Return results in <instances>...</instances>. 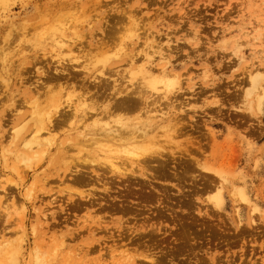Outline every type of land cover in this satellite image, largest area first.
Returning <instances> with one entry per match:
<instances>
[{"label":"rangeland","instance_id":"rangeland-1","mask_svg":"<svg viewBox=\"0 0 264 264\" xmlns=\"http://www.w3.org/2000/svg\"><path fill=\"white\" fill-rule=\"evenodd\" d=\"M58 38L74 43L65 61L79 60L66 64L68 79L34 59ZM0 44V264H264V0H0ZM56 93L73 107L40 132L52 145H26L32 102L46 107ZM79 101L95 110L71 115ZM118 117L123 139L94 138ZM143 147L151 157L132 164L128 151ZM105 157L133 171L106 172ZM134 195L155 213L138 218L147 211Z\"/></svg>","mask_w":264,"mask_h":264},{"label":"bare ground","instance_id":"bare-ground-1","mask_svg":"<svg viewBox=\"0 0 264 264\" xmlns=\"http://www.w3.org/2000/svg\"><path fill=\"white\" fill-rule=\"evenodd\" d=\"M46 17V16H45ZM44 17V18H45ZM74 21V20H73ZM71 22V21H70ZM73 24V23H72ZM71 24V25H72ZM76 23H74V25H75ZM73 25V26H74ZM17 27V26H16ZM116 27V26H115ZM124 27V26H123ZM24 29V28H23ZM116 29V28H115ZM112 30V29H111ZM10 32V31H9ZM24 32V31H23ZM8 33V32H7ZM21 33V32H20ZM24 33H26V32H24ZM8 35H10L9 33H8ZM8 35L6 34V36L8 37ZM6 36H4L5 37V39H4V37H3V39L2 40H4V41H6ZM18 36V35H17ZM108 36V35H107ZM118 36V35H117ZM2 37V36H1ZM103 38V37H102ZM12 39V38H11ZM106 39V38H105ZM3 41V42H4ZM30 39H29V41H27V43H30ZM34 41V39H32V43H34L33 42ZM54 41V43H52L53 45H51V49L49 50V51H47V50H45V49H41V53L42 54H40L41 56H40V59H37V57L35 56L34 57V59L35 60H42V59H48V58H50V61H46V65L48 66V68H50V62H52V63H54V62H56V66L58 65V66H61V68L60 69H58V67L56 68H54V70H53V72H54V74L56 75V76H59V75H61L62 77H64L65 79H68V78H71L72 77V74H71V72L70 71H68V67H66V64H70V63H75V62H77V61H79L78 60V58L76 57V56H74V57H76V58H74V59H70V58H68L69 60H67V61H65V59H64V57L63 56H61L63 53H62V50L64 49V48H68L69 46V49H67V51L68 50H70V51H72L70 48L73 46V42L74 41H72V43L73 44H71L70 43V45H69V43H66L65 41H64V39L63 38H58L57 40H53ZM104 41V40H103ZM2 42V41H1ZM2 42V43H3ZM7 42V41H6ZM78 42V41H77ZM101 41H99V43H100ZM111 42V41H110ZM1 43V44H2ZM17 43V42H16ZM36 43V42H35ZM0 44V45H1ZM4 44V43H3ZM31 44V43H30ZM38 44V43H37ZM37 44L34 46V47H36L37 46ZM105 44V43H104ZM20 45V44H19ZM72 45V46H71ZM87 45V44H86ZM91 45V44H90ZM75 46H77L76 44H75ZM95 46V45H94ZM104 45H102L101 47H103ZM15 47V46H14ZM2 48H4V47H2ZM12 48V47H11ZM104 48V47H103ZM109 48V47H108ZM1 49V48H0ZM21 49H23V48H21ZM82 49V48H81ZM2 50V49H1ZM4 50V49H3ZM89 50V49H88ZM88 50H85V51H87L86 53H89L88 52ZM90 51V50H89ZM10 52V51H9ZM1 53V55L3 54L2 52H0ZM71 53V52H70ZM80 53L81 52H79L78 54L80 55ZM86 53H85V56H86ZM36 54V53H35ZM77 54V55H78ZM90 54V53H89ZM122 54V53H121ZM127 53L125 52L124 53V56H127L126 55ZM31 55H33V54H31ZM78 55V56H79ZM82 55H83V53H82ZM6 56V55H5ZM84 56V57H85ZM88 56V55H87ZM94 56V55H93ZM123 56V57H124ZM129 56V55H128ZM144 56H146V53L144 54ZM84 57H81V55H80V58H83V60H86V59H84ZM90 57H92V56H90L89 55V58ZM121 57V56H120ZM122 57V58H123ZM27 58H28V56H27ZM27 58H25L24 57V59H27ZM87 58V57H86ZM31 59V58H30ZM67 59V58H66ZM91 59V58H90ZM120 59V58H119ZM129 59V58H128ZM23 60V59H22ZM87 60H88V58H87ZM86 60V61H87ZM2 61V60H1ZM32 61H33V59H32ZM54 61V62H53ZM99 60H96L95 59V61L94 62H92V59H91V64H93V66L95 65V63H97ZM108 61V59L107 60H105V61H101V63H102V68H110V65H108L109 63L107 62ZM23 62V61H22ZM84 62V61H83ZM82 62V63H83ZM129 62V61H128ZM3 63H4V60H3ZM20 63H21V61H20ZM30 63V61L27 59V60H25L23 63H21V64H29ZM32 63H34V62H32ZM43 64V63H42ZM80 64V63H79ZM89 64V63H88ZM106 66H105V65ZM6 65V64H5ZM23 65V66H24ZM51 65H54V64H51ZM71 65V64H70ZM81 65H83V64H81ZM80 66V65H79ZM2 67V66H1ZM5 67V66H4ZM18 67V66H17ZM3 68V67H2ZM73 70H78V68L80 69V67H78V68H75L74 69V67H71ZM82 69H84V70H89L88 69V67H85V66H83V67H81ZM20 69V68H19ZM106 69V70H107ZM5 70H6V67H5ZM103 70V69H102ZM100 71L99 73H100V76L102 77V78H104V81H105V78H106V80L107 81H109V79L111 78L110 76H108V74H106V73H104V70L103 71ZM105 70V71H106ZM112 71V70H111ZM6 72V71H5ZM48 72V71H47ZM46 71H40V72H38V74L40 75V76H43L44 78H51V77H53L54 75L53 74H48ZM82 72V71H81ZM136 72L137 71H135V70H133V71H131L130 73H131V80H133L134 79V74H136ZM140 73H141V80H145V82H149L150 80H151V78L150 77H153V76H151L152 75V71H149V74H147L146 72H142V71H139ZM91 73V72H90ZM113 73V72H112ZM18 74V73H17ZM92 74V73H91ZM1 76V75H0ZM123 77V76H122ZM87 78V77H86ZM99 78V77H98ZM94 79H96V76L94 77ZM2 80V76H1V78H0V82H2V85H3V83H4V78H3V80ZM117 80V79H116ZM116 80L114 79L112 82H116ZM10 81V80H9ZM36 81H37V79H36ZM35 81V82H36ZM55 81V80H54ZM57 81V80H56ZM61 81V80H60ZM64 81V80H63ZM94 81V80H93ZM92 81V82H93ZM123 81V80H122ZM254 81H257V79L256 80H254ZM38 82V81H37ZM58 82V84H59V86H60V82H59V80L57 81ZM57 82L55 83V84H57ZM99 82H100V79H99ZM98 82V83H99ZM7 83V82H6ZM41 83H42V81H41ZM40 83V84H41ZM54 83V82H53ZM72 83V82H71ZM97 83V84H98ZM120 83V82H119ZM136 83V82H135ZM5 84V83H4ZM38 84V83H37ZM52 84V83H51ZM79 84V83H78ZM101 84V83H100ZM110 84V83H109ZM41 85H43V84H41ZM44 85H46L45 83H44ZM64 85H66L65 83L63 84V86ZM70 85V84H69ZM110 85H112V83L110 84ZM5 86H8L7 84L5 85ZM34 86V85H33ZM68 86V85H67ZM66 86V87H67ZM81 86V85H80ZM84 86V85H83ZM105 86V85H104ZM113 86V85H112ZM114 86H115V88H114ZM113 86V88L115 89V90H113L112 88V90L113 91H115L116 92V97H120V96H123V95H126L125 93H121L120 91L122 90L121 88H120V90L118 91L117 90V88H118V86H116V85H114ZM135 86V85H134ZM49 86L47 85V87L45 86V88H47L46 90H50L51 89V87H50V89L48 88ZM88 87V86H87ZM109 87V86H108ZM117 87V88H116ZM5 88V87H4ZM53 88V87H52ZM62 89V85H61V87H59L58 88V90L59 89ZM84 88V87H83ZM93 88V87H92ZM137 88H138V86H137ZM36 89V88H35ZM64 89V88H63ZM75 89V88H74ZM81 89H82V86H81ZM85 89H86V87H85ZM110 89V88H109ZM144 89V88H143ZM6 90V89H5ZM4 90V91H5ZM34 90V89H33ZM92 90V89H91ZM91 90H89V91H91ZM128 90V89H127ZM131 90H133V89H131ZM138 90H140V88H138ZM137 90V92L136 93H133L132 94V96H137L138 97V95H139V91ZM3 91V92H4ZM55 91H57V89L55 90ZM64 91V90H63ZM63 91H62V93H63ZM71 91V90H70ZM89 91H88V89H87V91H84V94H85V92H88L89 93ZM100 91H101V89H100ZM99 91V92H100ZM107 91V90H106ZM105 91V92H106ZM129 91V90H128ZM143 91H145V90H143ZM38 92H40V91H38ZM38 92H37V94H38ZM66 92H67V88H66ZM92 92V91H91ZM102 92V91H101ZM110 92V91H109ZM107 93L108 95L109 94H111V92L110 93ZM127 92V91H126ZM139 92V93H138ZM167 92V91H166ZM7 93V92H6ZM13 93V92H12ZM61 93V94H62ZM94 93V92H93ZM96 93V92H95ZM112 93H114V92H112ZM138 93V95H136ZM3 94V93H2ZM2 94H1V96H2ZM42 94H43V92H42ZM57 94V93H56ZM59 94V93H58ZM57 94V95H58ZM80 94H82V92L80 93ZM79 94V96H84L83 94L82 95H80ZM90 94V93H89ZM98 93H96L95 95H97ZM161 94V93H160ZM6 95V94H5ZM11 95V93L9 94V96ZM30 95V94H29ZM35 95V94H34ZM53 95V94H52ZM51 95V98L49 99L50 101H48L46 104H48L46 107H40V105H36V103H34V102H32L33 104V106H31V111H29L28 113H31L30 115L33 117V119H32V121L31 120H29L31 123H33V124H31L32 126H33V129H34V131H32L33 132V134H32V137L31 138H28V144H26V145H29L30 143L31 144H36V146L38 147V148H40L41 146L43 147V145H45V146H47V147H50L51 145H52V142H53V139H52V135L51 136H46V137H44V138H38V137H40L39 135H40V132L41 131H48L49 130V128H51L50 126L51 125H53L54 124V119L55 120H57V119H61L62 117H59L60 115H66V112H67V110H69L70 109V105L69 104H67V103H65V104H67L66 106V108L64 107V105L63 104H61V102H64V101H61V99H60V97H59V95H58V97H56L57 95H55V96H52ZM64 96H65V93L63 94ZM85 95H87V93L85 94ZM140 95H142V94H140ZM11 96H13V95H11ZM71 96V95H70ZM107 96V95H106ZM37 97V96H36ZM40 97V96H39ZM87 97H88V95H87ZM86 97V98H87ZM104 96H102V98H103ZM26 98V97H25ZM80 98H82V97H80ZM168 98V97H167ZM30 99V98H29ZM36 99V98H35ZM35 99H30V100H28V101H35ZM63 99V98H62ZM88 99H90L91 100V98H90V96H89V98ZM104 99V98H103ZM105 99H107V98H105ZM104 99V100H105ZM12 100V99H11ZM10 100V104H12L11 101ZM15 100V99H14ZM24 100V99H23ZM26 99H25V101H27ZM93 100V99H92ZM95 100V99H94ZM93 100V101H94ZM128 99H125V100H123V101H120V102H117L116 103V105L117 106H119V107H125V106H127L126 105V101H127ZM140 100H141V98H140ZM24 101V102H25ZM27 101V102H28ZM92 101V102H93ZM1 102V101H0ZM16 102V101H15ZM24 102H23V105H24ZM44 102V101H43ZM95 102V101H94ZM93 102V103H94ZM98 102V101H97ZM97 102H95V103H97ZM140 102V101H139ZM92 103V104H93ZM94 103V104H95ZM102 103H103V101H102ZM110 104H113V101L112 102H109ZM108 103V104H109ZM27 104V103H26ZM30 104H31V102H30ZM39 104H41V102L39 103ZM44 104V103H43ZM107 104V105H108ZM29 105V104H28ZM96 105V104H95ZM4 106V105H3ZM20 106V105H19ZM72 107H73V105H71ZM28 107H30V105L28 106ZM8 107H6V109H7ZM97 108V107H96ZM112 108V107H111ZM114 108V107H113ZM152 108V107H151ZM85 109H89V110H91V112H93V110H95V108H94V106L93 105H88V104H86L85 102H81V101H79V103H78V105H77V107L75 106L74 108H73V111L71 112V111H69V112H71L70 114L71 115H74V113L75 112H78V111H81L83 114L84 113H86V111H85ZM105 109H108L107 107L105 108ZM143 109V108H142ZM15 111V110H14ZM100 111V110H99ZM98 111V112H99ZM104 111V110H103ZM102 111V112H103ZM119 111V110H118ZM9 112H10V110H9ZM69 112H68V114H69ZM97 112V113H98ZM105 112V111H104ZM103 112V113H104ZM112 112V111H111ZM27 113V114H28ZM120 113V112H119ZM91 114V113H90ZM99 114H100V112H99ZM105 114V113H104ZM129 114V113H128ZM29 114H28V116L27 117H29L30 116ZM88 115V114H87ZM106 115V114H105ZM120 116V115H119ZM69 117H70V115H69ZM72 117V116H71ZM93 117V116H92ZM103 117V116H102ZM107 117V116H106ZM177 117V116H176ZM65 118H67V119H69L68 117H65ZM8 119H10V118H8ZM24 120H25V118H23ZM23 119H22V122H23V124H22V122H19L18 124V128H17V130L15 129L14 131H13V135L11 136L12 137V139H13V146H16V147H20V145H21V142L22 141H24L25 139H26V137H24V133L26 132V131H28L29 130V125H28V120L27 121H23ZM29 119V118H28ZM59 119V120H60ZM2 120V119H1ZM113 120V119H112ZM111 120V121H112ZM9 121V120H8ZM58 121V120H57ZM66 121H68L69 122V120H66ZM110 121V122H111ZM114 123L115 124H117L116 126H118L117 128L115 127V129L114 130H111V129H109V130H102V132H100V133H95L93 136H95L94 138H105L106 140H114V141H118V139H120V138H116V137H123V134L120 132V131H118L119 129H121V127H124L126 124L123 122L124 121V119H122V118H120V117H118L117 119L116 118H114ZM102 122H106V120L105 121H102V120H99V119H95V122H94V126H95V124L96 123H101V125H102ZM7 124V123H6ZM108 124H109V122H108ZM146 125V124H145ZM16 126V125H15ZM12 128H15V127H12ZM113 128V127H112ZM124 128H126V127H124ZM127 128H129V127H127ZM131 128V127H130ZM129 128V129H130ZM32 129V128H31ZM52 131H53V129H52ZM122 131V130H121ZM125 131H128V130H126L125 129ZM31 132V130H30V133H32ZM130 132H132V130L130 131L129 130V132L128 133H130ZM136 132V131H135ZM45 133H47V132H45ZM127 133V132H126ZM125 133V134H126ZM6 134V133H5ZM27 136L29 135V134H26ZM129 135H131V133L129 134ZM129 135H125V136H129ZM137 135V134H136ZM93 136H91L92 138H93ZM133 136V135H132ZM2 137H4V133H2V131L0 132V138H2ZM76 137V136H75ZM74 137V138H75ZM121 137V138H122ZM74 138H73V140H74ZM77 138V137H76ZM132 138V137H131ZM123 139V138H122ZM135 139H136V137H135ZM140 139V138H139ZM72 140V139H71ZM78 140V139H77ZM93 139H91L90 141H92ZM121 140V139H120ZM1 141V140H0ZM14 141H16L15 143H14ZM96 141H98V139L96 140ZM96 141H92V142H96ZM101 141H103V140H101ZM105 141V140H104ZM79 142V141H78ZM85 142V141H84ZM89 143V142H88ZM96 143H98V142H96ZM95 143V144H96ZM77 144V143H76ZM0 145H1V142H0ZM80 145V144H79ZM100 145V144H99ZM72 146V145H71ZM83 145H81V147H82ZM69 147V146H68ZM85 147V146H84ZM88 147V146H87ZM20 149V148H19ZM19 149H17V151L15 152V157H16V159L18 158V157H20V155L22 154V151L21 150H19ZM139 149V148H138ZM82 150V149H81ZM149 150V151H148ZM3 151H5V149L3 150ZM65 151V150H64ZM95 151V150H94ZM115 151V150H114ZM122 151V150H121ZM125 151V150H124ZM110 152H111V150H110ZM139 152V151H138ZM137 151H135V152H133V151H128V153L129 154H132V156H131V158L133 159V160H131V158L129 159V161L130 162H132V164H133V162L134 161H136L137 163L140 161L141 162V160H143V162H144V160H145V163H146V157L147 158H149V156L151 157V152L153 153V151H151L150 152V149H145L144 147L142 148V150L138 153ZM149 152V153H148ZM34 153H35V151H32V155H30L29 156V162L31 163L32 162V160H34ZM114 153V152H113ZM112 153V154H113ZM126 153V152H125ZM65 154V153H64ZM120 155V154H119ZM149 155V156H148ZM145 156V157H144ZM26 156H24V158H25ZM87 157V156H86ZM143 158V159H134V158ZM153 157V156H152ZM23 158V159H24ZM80 158V157H79ZM95 158V157H94ZM94 158L93 157H90V158H85L84 160H83V163L85 164V162H87V163H89L90 162V165L92 164V162L94 163L95 161H94ZM114 157H111V158H109V157H105V159L103 160L102 159V161H104V162H102L101 160V162H97V165L99 166V167H102V169L103 170H106V172L108 171L109 173H113V174H116V175H121V176H125L126 175V172L128 173V172H131V171H133V170H131V169H127L126 167L124 168L122 165H120V164H122L123 162H121V161H123V160H121L118 164L116 163V162H118L116 159V162H115V160L113 159ZM88 159H89V161H88ZM128 159V158H127ZM158 159V158H157ZM114 160V161H113ZM78 161V160H77ZM80 161V160H79ZM82 161V160H81ZM150 161H151V159H150ZM142 162V163H143ZM64 163V162H63ZM65 163H66V161H65ZM76 163V162H75ZM148 163V162H147ZM140 164V163H139ZM149 164V163H148ZM36 165H37V163H36ZM87 165V164H86ZM95 165V164H94ZM93 166V165H92ZM92 166H91V168H92ZM96 166V165H95ZM94 166V167H95ZM93 167V168H94ZM81 168V167H80ZM92 168V169H93ZM98 168V167H97ZM84 169V168H83ZM101 169V170H102ZM94 170V169H93ZM92 170V171H93ZM102 170V171H103ZM79 172H81L80 170H78ZM95 171V170H94ZM96 172V171H95ZM83 173V172H82ZM81 173V174H82ZM99 173H100V171H99ZM105 173V172H104ZM112 174V175H113ZM77 175V174H76ZM98 175V174H97ZM102 175V174H101ZM101 175H99V176H101ZM107 175H108V173H107ZM112 175H111V177H112ZM98 176V177H99ZM114 176V175H113ZM127 176V175H126ZM79 177H80V174H79ZM102 177V176H101ZM100 177V178H101ZM103 177H104V175H103ZM99 179V178H98ZM100 180V179H99ZM98 182H101V181H98ZM106 182V181H105ZM11 184H13V183H10V184H8L7 186L8 187H13V186H17L16 184H13V185H11ZM102 186L103 185H105L104 184V179L102 180V184H101ZM7 187V188H8ZM7 188H6V190H7ZM103 188H105V190H107L106 188H107V186L106 187H104L103 186ZM10 192V191H9ZM8 191H7V194H11V193H9ZM17 194V193H16ZM88 195V194H87ZM87 195H86V197H85V199L87 198ZM92 196V195H91ZM90 196V197H91ZM94 196H92V198H93ZM87 200H89V197H88V199ZM91 200V199H90ZM93 201V200H92ZM100 204V203H99ZM98 204V205H99ZM122 205V208H124V207H126L125 205H123V204H121ZM102 206V205H101ZM124 206V207H123ZM121 207V206H120ZM128 207V206H127ZM129 208H130V206H129ZM128 210H130V209H128ZM125 211V210H124ZM124 211H122V212H124ZM125 212H127V209H126V211ZM147 259V258H146Z\"/></svg>","mask_w":264,"mask_h":264},{"label":"flooded vegetation","instance_id":"flooded-vegetation-1","mask_svg":"<svg viewBox=\"0 0 264 264\" xmlns=\"http://www.w3.org/2000/svg\"><path fill=\"white\" fill-rule=\"evenodd\" d=\"M137 198H138V196L134 195V199H127V200L130 201L133 204H136V205L133 206V208L135 210H143V211L146 210L147 211L146 213L140 215L138 218H142V217H147L148 218V217H150L148 214H152L153 215L155 213V212H153L151 210V208L153 207V205L151 203L142 202L140 199H137ZM120 199H123V198L116 197V200L119 201V203H117V207L118 208H120L121 204L127 205V203L123 202V200H120ZM128 205H130V204H128ZM142 206H143V208H142ZM136 213L140 214L141 212H137L136 211Z\"/></svg>","mask_w":264,"mask_h":264}]
</instances>
